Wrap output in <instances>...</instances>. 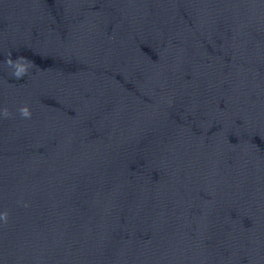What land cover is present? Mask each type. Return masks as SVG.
Segmentation results:
<instances>
[{
  "label": "water",
  "instance_id": "95a60500",
  "mask_svg": "<svg viewBox=\"0 0 264 264\" xmlns=\"http://www.w3.org/2000/svg\"><path fill=\"white\" fill-rule=\"evenodd\" d=\"M0 217V264H264V0H0Z\"/></svg>",
  "mask_w": 264,
  "mask_h": 264
},
{
  "label": "clouds",
  "instance_id": "9594fccd",
  "mask_svg": "<svg viewBox=\"0 0 264 264\" xmlns=\"http://www.w3.org/2000/svg\"><path fill=\"white\" fill-rule=\"evenodd\" d=\"M8 62H9V64H11L13 66V68H14V73L13 74L17 78L22 77L26 73V71H27V65L26 64L21 63L19 61L13 62L11 60H9ZM21 112H22V114L24 116H28L29 115L28 110L26 108L21 109ZM0 218H2V217H0Z\"/></svg>",
  "mask_w": 264,
  "mask_h": 264
}]
</instances>
